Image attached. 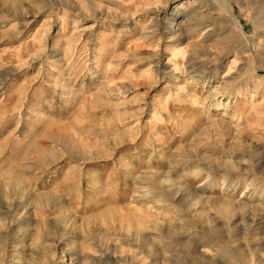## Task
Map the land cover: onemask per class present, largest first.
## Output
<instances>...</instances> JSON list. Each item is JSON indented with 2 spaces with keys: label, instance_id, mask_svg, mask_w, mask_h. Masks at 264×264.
Instances as JSON below:
<instances>
[{
  "label": "rangeland",
  "instance_id": "374dc122",
  "mask_svg": "<svg viewBox=\"0 0 264 264\" xmlns=\"http://www.w3.org/2000/svg\"><path fill=\"white\" fill-rule=\"evenodd\" d=\"M0 264H264V0H0Z\"/></svg>",
  "mask_w": 264,
  "mask_h": 264
},
{
  "label": "bare ground",
  "instance_id": "6f19581e",
  "mask_svg": "<svg viewBox=\"0 0 264 264\" xmlns=\"http://www.w3.org/2000/svg\"><path fill=\"white\" fill-rule=\"evenodd\" d=\"M250 219H251L252 221H255L254 218H252V217H251ZM260 222H261V221H259V223H260Z\"/></svg>",
  "mask_w": 264,
  "mask_h": 264
}]
</instances>
